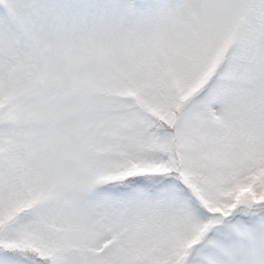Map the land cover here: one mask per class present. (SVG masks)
<instances>
[{
  "label": "snow or ice",
  "instance_id": "obj_1",
  "mask_svg": "<svg viewBox=\"0 0 264 264\" xmlns=\"http://www.w3.org/2000/svg\"><path fill=\"white\" fill-rule=\"evenodd\" d=\"M0 264H264V0H0Z\"/></svg>",
  "mask_w": 264,
  "mask_h": 264
}]
</instances>
